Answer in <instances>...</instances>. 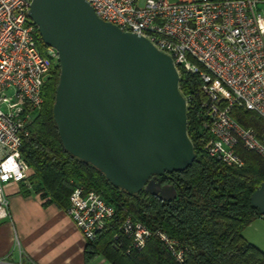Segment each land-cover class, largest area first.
I'll use <instances>...</instances> for the list:
<instances>
[{
	"label": "built area",
	"instance_id": "1",
	"mask_svg": "<svg viewBox=\"0 0 264 264\" xmlns=\"http://www.w3.org/2000/svg\"><path fill=\"white\" fill-rule=\"evenodd\" d=\"M33 0H0V223L10 218L6 188L29 184L33 172L22 156L23 141L44 104L43 89L56 49L42 53L38 27L30 18ZM101 20L146 38L172 58L180 76L199 84L184 95L187 115L197 107L198 139L211 158L242 168V143L264 159V134L241 125L234 109L264 120V0H85ZM191 139V138H190ZM193 142V141H192ZM194 144V142H193ZM66 210L85 243L93 242L115 209L95 191L77 185ZM151 232L131 216L114 236L143 249ZM181 264L183 253L160 234ZM115 247V248H116Z\"/></svg>",
	"mask_w": 264,
	"mask_h": 264
},
{
	"label": "water",
	"instance_id": "2",
	"mask_svg": "<svg viewBox=\"0 0 264 264\" xmlns=\"http://www.w3.org/2000/svg\"><path fill=\"white\" fill-rule=\"evenodd\" d=\"M30 9L43 44L59 55L53 114L65 150L129 194L176 199L162 178L196 155L172 58L101 20L85 0H33ZM250 205L264 216V183Z\"/></svg>",
	"mask_w": 264,
	"mask_h": 264
},
{
	"label": "trees",
	"instance_id": "3",
	"mask_svg": "<svg viewBox=\"0 0 264 264\" xmlns=\"http://www.w3.org/2000/svg\"><path fill=\"white\" fill-rule=\"evenodd\" d=\"M42 53L45 46L38 42ZM61 73L53 65L43 89L44 104L23 141L22 156L37 179V192L45 204L67 210L77 185L101 193L114 207L115 214L97 238L86 246L88 262L103 257L110 264H179L173 250L160 234L174 242L183 253L181 264H264V252L246 241L243 232L255 221L264 219L251 207L253 193L264 183V159L240 143L236 150L244 161L242 168L229 167L211 158L198 139L197 107L188 112V134L194 142L196 158L183 172L167 173L163 184H174L177 197L163 201L142 190L129 194L108 181L93 165L69 154L61 141L53 107ZM199 84L196 77L183 75L180 88L184 95ZM241 125L264 134V120L256 114L234 109ZM131 216L150 232L143 249L132 248L128 238L120 237L121 247L113 245L121 234L124 220ZM116 247V248H115Z\"/></svg>",
	"mask_w": 264,
	"mask_h": 264
},
{
	"label": "crops",
	"instance_id": "4",
	"mask_svg": "<svg viewBox=\"0 0 264 264\" xmlns=\"http://www.w3.org/2000/svg\"><path fill=\"white\" fill-rule=\"evenodd\" d=\"M10 218L0 223V264H110L99 256L88 262L87 244L71 218L45 204L29 186L6 188ZM246 241L264 252V219L243 232Z\"/></svg>",
	"mask_w": 264,
	"mask_h": 264
},
{
	"label": "rangeland",
	"instance_id": "5",
	"mask_svg": "<svg viewBox=\"0 0 264 264\" xmlns=\"http://www.w3.org/2000/svg\"><path fill=\"white\" fill-rule=\"evenodd\" d=\"M173 1H176V0H173ZM29 184L31 185V188L34 189V190H37V186H38V182H37V179H35L33 177V175L30 177V181H29ZM27 186V185H26ZM63 212L66 213V210H63ZM72 220V219H71ZM73 222V221H72ZM74 223V222H73ZM75 225V224H74Z\"/></svg>",
	"mask_w": 264,
	"mask_h": 264
}]
</instances>
